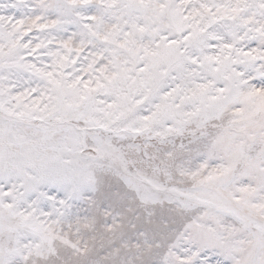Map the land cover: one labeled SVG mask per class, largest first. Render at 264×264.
I'll return each mask as SVG.
<instances>
[{"label":"snow or ice","instance_id":"obj_1","mask_svg":"<svg viewBox=\"0 0 264 264\" xmlns=\"http://www.w3.org/2000/svg\"><path fill=\"white\" fill-rule=\"evenodd\" d=\"M0 264H264V0H0Z\"/></svg>","mask_w":264,"mask_h":264}]
</instances>
